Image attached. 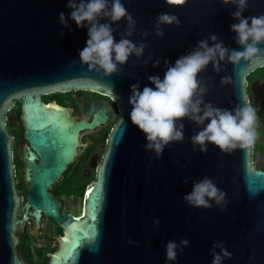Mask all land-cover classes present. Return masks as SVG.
Returning a JSON list of instances; mask_svg holds the SVG:
<instances>
[{
  "label": "water",
  "instance_id": "95a60500",
  "mask_svg": "<svg viewBox=\"0 0 264 264\" xmlns=\"http://www.w3.org/2000/svg\"><path fill=\"white\" fill-rule=\"evenodd\" d=\"M67 2L0 0V264H29L19 253V233L25 222H31L30 231L36 234L41 217L61 229L45 264H172L166 260V244L182 239H188L189 246L178 253L175 264H212L213 244L218 241L232 253L223 264H264V170L253 162V147L227 154L209 143L206 154L198 148L193 151L191 137L202 128L184 118L183 142H172L156 158L145 150L146 136L130 119L131 86L139 84L140 91L155 88L148 77L158 75L162 80L165 61L174 66L210 34L225 47L242 50L231 30L238 23L232 15L236 7L221 0H185L183 5L121 0L137 21L136 33L129 39L139 44L145 42L142 31L151 35L142 57L133 55L119 72L103 76L79 61L88 29L71 20ZM60 12L70 28L60 24ZM161 13L175 14L180 24L162 25L164 36L158 37L153 25ZM261 14L264 0H248L243 17ZM126 23L118 22L119 30L113 33L117 42ZM150 55L152 60L144 66ZM156 60L160 63L153 67ZM222 64L226 71L216 73L210 63L198 78L212 85L205 102L233 110L249 101L247 76L260 67L243 61L239 67ZM224 76L231 82L222 84ZM80 89L106 94L117 107L113 106L114 124L95 176L85 187L82 212L62 215L61 201L51 187L86 147L83 132L99 128L109 116L103 99L85 107L90 115L76 117L70 108L44 103L41 95ZM251 90L263 111L264 83H253ZM15 101L27 143L21 152L24 195L16 185L12 137L6 129V112ZM205 176L227 194V211L214 201L210 209H194L184 202L193 183ZM156 218L160 224L154 227Z\"/></svg>",
  "mask_w": 264,
  "mask_h": 264
},
{
  "label": "clouds",
  "instance_id": "9594fccd",
  "mask_svg": "<svg viewBox=\"0 0 264 264\" xmlns=\"http://www.w3.org/2000/svg\"><path fill=\"white\" fill-rule=\"evenodd\" d=\"M166 3L183 5L185 0H166ZM221 3L236 7L232 15L238 23L232 24L231 30L236 33L235 42L242 50L227 48L222 42H217L216 34H210L208 39L199 41L187 55L180 56L174 66L165 61L167 70L162 80L158 75L149 76L148 80L155 88L145 86L140 91L139 84L131 86V122L145 134V150L154 152L156 158H160L164 149L172 142H183L185 126L181 121L184 118L202 128L191 137L193 151L198 148L199 152L206 154L208 144L211 143L221 152L231 154L236 149L249 150L256 143V128L258 121H261L257 115V107L246 99L242 106L238 105L233 110L205 102L204 97L212 85L198 78L210 63L216 73L226 71L222 62L231 63L234 67H239L242 61L264 67V48L260 47L264 44V14L243 17L248 0H221ZM67 7L71 9L70 17L76 26L88 29L86 47L79 52L80 63L102 72L103 76H111L119 72V66L126 64L131 56L134 55L137 59L143 56L148 47L146 38L151 33L142 31L140 35L145 38V42L139 44L129 39L136 33L137 21L121 0H68ZM122 19L127 23L117 42L113 33L119 30L118 22ZM103 20L108 22L101 23ZM59 22L63 28H70L63 12L59 13ZM113 24H117V27L114 28ZM172 24L179 26V18L172 13H161L155 18L153 31L158 37H163L162 25ZM63 35L64 32L59 33L60 37ZM209 40L212 42L211 46ZM151 60L150 55L143 61L144 66ZM159 63L156 60L153 67H157ZM208 81H211V77ZM230 82L231 78L228 76L221 78L222 84ZM205 121L209 123L205 125ZM183 182L187 184L188 179ZM226 195L211 178L205 176L193 183L192 191L185 194L183 200L194 209H210L213 207L211 202L214 201L222 211H227ZM159 224V218L153 220L154 227ZM128 243L134 242L129 239ZM188 246V239H182L179 243L175 240L168 241L166 260L175 264L178 253ZM213 249L212 264H223L225 259L232 257L222 241L214 243Z\"/></svg>",
  "mask_w": 264,
  "mask_h": 264
},
{
  "label": "flooded vegetation",
  "instance_id": "af4514ba",
  "mask_svg": "<svg viewBox=\"0 0 264 264\" xmlns=\"http://www.w3.org/2000/svg\"><path fill=\"white\" fill-rule=\"evenodd\" d=\"M252 72L247 76V93L249 102H251L254 107H257L258 112H260V101L255 99L254 93L251 90V85L255 82L259 84L264 83V69ZM41 99L44 103L54 102L66 108H70L72 115L76 117L85 115L86 113L90 115L86 109L91 102L102 99L106 102L107 113L109 116L108 120L99 128L83 132L81 142L86 143V147L81 150L75 160L67 166L62 178L51 187V192L61 201V214L64 215L65 213L70 212L73 215H79L82 212V208L80 212H76L71 207L75 205L79 199V191L81 190V187L84 186V191L87 184L95 176L96 167L101 160L105 148V140L114 124V122L110 121L113 116V106L117 107V103L106 94L85 89L51 91L42 94ZM19 114L20 105L15 101L13 106L6 112V129L12 137V161L15 168L16 185L19 192L24 195L25 182L22 178L23 166L21 152L23 150L26 151L25 144L27 143L23 137V126ZM260 114L262 117L261 115H258L261 121H258L256 128L258 138L253 146V162L257 168L263 169L264 110L261 111ZM257 156L262 157L261 164L255 163ZM30 226L31 222H25L20 230L19 253L29 262V264H36L39 261V258L43 260L41 257L42 255L46 257V262L48 253L53 251L57 244L56 238L61 234V229L50 218L46 217H41L36 234L31 233ZM52 246L53 249L48 250V248Z\"/></svg>",
  "mask_w": 264,
  "mask_h": 264
},
{
  "label": "rangeland",
  "instance_id": "374dc122",
  "mask_svg": "<svg viewBox=\"0 0 264 264\" xmlns=\"http://www.w3.org/2000/svg\"><path fill=\"white\" fill-rule=\"evenodd\" d=\"M262 162V157L261 156H257L256 159H255V163L256 164H261ZM82 198L81 196L79 197V199L77 200L76 204L73 205L71 208L76 211V212H80L81 211V208H82Z\"/></svg>",
  "mask_w": 264,
  "mask_h": 264
},
{
  "label": "trees",
  "instance_id": "16d2710c",
  "mask_svg": "<svg viewBox=\"0 0 264 264\" xmlns=\"http://www.w3.org/2000/svg\"><path fill=\"white\" fill-rule=\"evenodd\" d=\"M263 69H264V67H260V68H257L256 70H254L253 72L260 71V70H263ZM253 72H252V73H253ZM262 168L264 169V164L262 165ZM83 189H84V186H82V187H81V190L79 191V196H81V198H82V202H83V194H84ZM52 249H53V246L48 248V250H52ZM41 257L43 258V260H41V259L39 258V261H38L36 264H44V263H45V259H46V257L43 256V255H42ZM40 260H41V261H40Z\"/></svg>",
  "mask_w": 264,
  "mask_h": 264
}]
</instances>
